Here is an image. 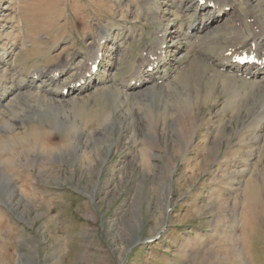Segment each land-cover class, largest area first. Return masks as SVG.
Here are the masks:
<instances>
[{
	"label": "rangeland",
	"instance_id": "1",
	"mask_svg": "<svg viewBox=\"0 0 264 264\" xmlns=\"http://www.w3.org/2000/svg\"><path fill=\"white\" fill-rule=\"evenodd\" d=\"M196 1L0 0V264H264V95L222 91L190 50L264 33V0L210 20ZM161 42L166 86L131 94ZM11 67L67 93H16Z\"/></svg>",
	"mask_w": 264,
	"mask_h": 264
},
{
	"label": "bare ground",
	"instance_id": "2",
	"mask_svg": "<svg viewBox=\"0 0 264 264\" xmlns=\"http://www.w3.org/2000/svg\"><path fill=\"white\" fill-rule=\"evenodd\" d=\"M247 2H248V0H247ZM218 3H219L218 0H197L196 6L191 5V7H193V8L199 7L200 11H207L209 14V17H207L206 20H210L214 17V14L222 12V7H220V9H218V6H217V5H219ZM222 4H223V7H228V6L224 5V3H222ZM232 9H234V7H232ZM237 18L238 17H236L235 26L238 28H241L239 25V20ZM219 26L220 25L216 24L215 27H219ZM252 27H253V30L251 32H248V33H245L242 35H240L238 33L241 29L237 30L236 28H233L234 29L233 33H234L235 37H232V39H231V41H229L226 49L223 50L222 52L220 51L221 53L216 57H204V55H201V52H202L201 51V43L205 44V41H206L205 36H207L210 32L207 33V35L198 39L197 43H200L199 49L194 50L196 47V41H194L192 48L190 47V50H192L191 54H192V56H194L193 57L194 63L195 62L200 63L206 69V71L210 74V76L213 79L218 80L219 81L218 83H219L222 91H224L225 88H228V86H231V88H233L235 90H239V89L248 90V91H252V92H256L258 94L264 95V33L262 32L263 31L262 27L258 23H253ZM207 29H209L208 23H204L201 27L198 28V30L195 29V30H193V32L197 35V38H199ZM216 34L219 35L221 33H215V35ZM182 36H183V38L185 37V35H182ZM222 38L221 39L219 38V39L224 40ZM224 38H225V36H224ZM164 44H165V42H161L158 45V48H156V50H157L156 56L157 57L151 59L150 64H148L146 66V68L140 69L137 67L138 69L135 70L136 73L134 75H132V78H134V80L130 79L128 81L129 84L126 85V88H125L131 94L138 92L143 84L145 85L149 82H152L150 84L155 83V85L157 84L159 86L160 85L164 86V87L166 86L167 80L169 79L168 73L165 72V74L162 77H161V75L158 77L157 72H156L157 70H159V67H160L159 65L161 63H163V61L165 60L164 57H165V53H166V48L168 46L165 45V47L163 48ZM223 45H225V44H223ZM195 55H197V56H195ZM243 55H247L248 57L254 56L256 58L257 62L253 63V64L246 63L244 65H241L240 62L238 61V58L242 57ZM198 56H200V57H198ZM100 58H101L100 50H98V49L94 50L93 55L90 58H88V59H90L88 61V65L86 66L88 68L84 71V72H86V71L87 72L82 77L77 79L73 83V85L69 86L68 91L71 90L72 93L75 92L76 94H79L81 91L90 87L91 83L95 82L94 74L91 73V66L99 63ZM192 66H193V63L190 64L188 69L185 68V70H183L182 72L188 71L189 75L190 74L193 75L192 74L193 71L191 69ZM7 71H8L7 68L2 69V71L0 72V81L2 79H4V77L6 75L5 72H7ZM10 71L12 72L13 77L15 76V78H14L15 85H13L12 83L11 84L13 85V88H14L16 93H18V92L22 93L24 91H27L28 93L30 92V93H34V94L35 93L50 92V91L44 90V87H47V83H46L47 80L46 79L49 78L48 80L50 81L51 76H53L54 73H56V71H51V73L49 75V72L45 73L42 70H32L30 72V74H31L30 80H28V79L25 80L26 78L20 79L19 78L20 77L19 72L14 71L12 69V67L10 68ZM86 75H88V76H86ZM183 76H185V75H183ZM61 77L62 76H60L59 78H61ZM143 77H145V78H143ZM88 79H89V82L86 84V80H88ZM155 85H153V86H155ZM10 88H12V86ZM63 88H64L63 86H60V92L59 93L57 91L50 92L51 93L50 96H52L54 98H59L58 95L63 96L64 95V91H62ZM11 92H13V91H11ZM1 95H3V94H1ZM0 102H1V100H0ZM230 103H235V101L230 100ZM221 111H223V110H221ZM262 118H264L263 115H262V117H260V120H262ZM260 123H261V121H260ZM258 124H259V121H258ZM237 173H239V172H237Z\"/></svg>",
	"mask_w": 264,
	"mask_h": 264
}]
</instances>
